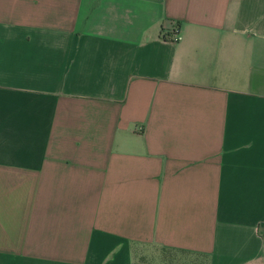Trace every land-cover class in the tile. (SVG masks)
<instances>
[{
	"label": "crops",
	"instance_id": "0c3cea01",
	"mask_svg": "<svg viewBox=\"0 0 264 264\" xmlns=\"http://www.w3.org/2000/svg\"><path fill=\"white\" fill-rule=\"evenodd\" d=\"M0 264H264V0H0Z\"/></svg>",
	"mask_w": 264,
	"mask_h": 264
},
{
	"label": "built area",
	"instance_id": "2783aa9c",
	"mask_svg": "<svg viewBox=\"0 0 264 264\" xmlns=\"http://www.w3.org/2000/svg\"><path fill=\"white\" fill-rule=\"evenodd\" d=\"M177 34V33H176ZM176 39H178V35H176Z\"/></svg>",
	"mask_w": 264,
	"mask_h": 264
}]
</instances>
